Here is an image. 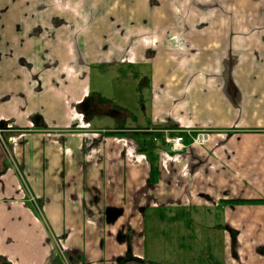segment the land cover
Segmentation results:
<instances>
[{
    "label": "crops",
    "instance_id": "1",
    "mask_svg": "<svg viewBox=\"0 0 264 264\" xmlns=\"http://www.w3.org/2000/svg\"><path fill=\"white\" fill-rule=\"evenodd\" d=\"M65 4L75 13L0 0V264H173L159 240L170 250L175 230L157 215L190 222L226 200L253 202L221 204L237 233L217 264H264V227L246 235L264 224V0ZM93 74L134 94L106 95ZM185 129L228 135L155 162L158 144L124 135Z\"/></svg>",
    "mask_w": 264,
    "mask_h": 264
},
{
    "label": "rangeland",
    "instance_id": "2",
    "mask_svg": "<svg viewBox=\"0 0 264 264\" xmlns=\"http://www.w3.org/2000/svg\"><path fill=\"white\" fill-rule=\"evenodd\" d=\"M119 61L123 60V57L117 58ZM126 82L136 85L135 79H132L131 76H127ZM91 83L93 84V87H99L102 85L101 90H105L106 95H110L111 97L123 94L124 99L130 97L131 94H134V91L131 87H128L125 83H123V86L119 85L115 82V80H110L108 77L104 78V80L100 79L98 74H93ZM133 91V92H132ZM142 122H133V128L131 130H137L138 126H141ZM144 124V123H143ZM136 128V129H135ZM209 130V129H208ZM217 131L216 129H213ZM151 133H154L153 131H150ZM168 132V131H167ZM222 133H214L212 140L208 144H214L216 143L215 139H220L222 141V144H218V146L223 147V138L222 136L228 135L227 131H221ZM132 133V132H131ZM166 132H162L163 135H165ZM170 133H176V132H170ZM140 139H148V137H142L140 136ZM154 144L159 145L160 151H154L152 153L151 159L154 158V162L157 161L156 157H161L162 152H168L170 149L168 146L163 145L160 141H154ZM206 144V145H208ZM216 146V147H218ZM255 147V146H254ZM248 147L249 149L254 148ZM248 148H245L244 153L248 151ZM156 149V148H155ZM150 149L149 151H151ZM176 154V153H172ZM158 158V157H157ZM242 158V157H241ZM246 158V157H245ZM244 158V159H245ZM254 158V157H253ZM179 162V161H177ZM264 178V177H263ZM208 200L211 202V199L208 198ZM210 204V203H209ZM222 203H219L216 207H209L208 210H202V213L196 212L193 210L191 221L190 222H183L179 221V223L171 224L170 226L167 225V213H161L157 215V220L161 221V231L167 233V230H175L176 236L172 238V240H169L170 243L174 244L170 247L171 249L168 250V240H159V243L164 244L165 246L162 248V251L164 250L167 252V255L170 254L171 259L174 261L173 264H196L195 261H198L200 258L198 256H190L192 255H198L204 256L202 259V264H217L219 262V259L221 258V253L223 249V242H224V236L228 235L231 237L230 247L232 248L233 245L236 244L235 242V235L237 232L232 230L228 225H225L222 222L221 213H222ZM198 211V210H197ZM183 212V211H182ZM182 212H176L177 219H182ZM196 212V213H195ZM169 226V228L167 227ZM264 227V224H259L257 226L256 224L249 225L247 228V234L246 235H254L259 228V230H262ZM152 224L149 225L148 231H147V255L153 256L152 251V238H153V230L151 232ZM169 231V232H170ZM149 234V235H148ZM184 234L185 237L183 236ZM162 235V234H161ZM200 235V236H199ZM257 235V234H256ZM184 237V238H183ZM206 237V238H205ZM241 243H243V240H241ZM181 244V245H180ZM182 250V251H180ZM163 251V253H164ZM191 251V252H190ZM241 254V253H240ZM239 254L238 257L241 255ZM162 255V257H158L162 260H167L168 256Z\"/></svg>",
    "mask_w": 264,
    "mask_h": 264
},
{
    "label": "built area",
    "instance_id": "3",
    "mask_svg": "<svg viewBox=\"0 0 264 264\" xmlns=\"http://www.w3.org/2000/svg\"><path fill=\"white\" fill-rule=\"evenodd\" d=\"M214 133H222L221 131L207 130V129H194L183 130L176 133L166 132L162 136V142L168 146L172 153H182L188 147H202L208 144ZM2 137V129H0V139Z\"/></svg>",
    "mask_w": 264,
    "mask_h": 264
},
{
    "label": "trees",
    "instance_id": "4",
    "mask_svg": "<svg viewBox=\"0 0 264 264\" xmlns=\"http://www.w3.org/2000/svg\"><path fill=\"white\" fill-rule=\"evenodd\" d=\"M124 135H129L134 141L137 142L138 144V151H142V148L144 145L148 147H152L154 140L157 139H162V135L159 133H152V134H138V133H124ZM140 136L142 137H148L146 140H140ZM162 142V140H161ZM163 143V142H162ZM156 175H157V169L156 167L152 166L150 167V181L152 183L156 182ZM253 201L251 200H226V201H221L222 204H233V205H238V204H249L252 203Z\"/></svg>",
    "mask_w": 264,
    "mask_h": 264
},
{
    "label": "flooded vegetation",
    "instance_id": "5",
    "mask_svg": "<svg viewBox=\"0 0 264 264\" xmlns=\"http://www.w3.org/2000/svg\"><path fill=\"white\" fill-rule=\"evenodd\" d=\"M30 1H32V0H28V2H30ZM53 3L55 4V5H57V6H59V7H61V8H66V10H68V11H70V12H72V13H75L74 11H73V9H71V8H69L66 4H65V0H53ZM21 63H23V64H21L22 66H23V68L27 71V72H30L31 71V66L29 65V63H24V61H21ZM54 66H57V67H59V64L57 63V62H55V63H52ZM62 71H63V75H65L66 77H74V78H76V77H78V73H77V69L75 68V66H73V65H71V64H69V65H64L63 67H62ZM67 80H65V85L67 86ZM87 89V87L85 86L84 87V91ZM86 100V101H85ZM84 101L85 102H87V107H88V109H89V112H88V114H90V107L92 106L91 105V98L89 97V93H88V95H87V97H86V99H85ZM86 118H87V114H86ZM163 136V135H162ZM158 140V139H157ZM157 140H154V141H157Z\"/></svg>",
    "mask_w": 264,
    "mask_h": 264
}]
</instances>
